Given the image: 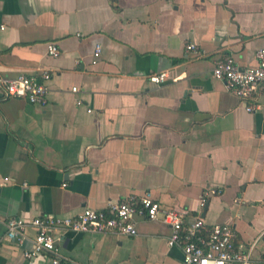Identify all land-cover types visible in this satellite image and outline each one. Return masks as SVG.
<instances>
[{"label": "crops", "instance_id": "obj_1", "mask_svg": "<svg viewBox=\"0 0 264 264\" xmlns=\"http://www.w3.org/2000/svg\"><path fill=\"white\" fill-rule=\"evenodd\" d=\"M259 48L264 0H0V76L51 73L45 106L0 91V264H55L24 256L34 228L22 245L7 240L9 218L76 215L145 192L231 224L264 264V109L247 111L212 72L226 55L256 64ZM161 71L167 81L151 82ZM210 187L220 192L201 206ZM137 228L52 233L60 264H181L167 223L138 217Z\"/></svg>", "mask_w": 264, "mask_h": 264}, {"label": "built area", "instance_id": "obj_2", "mask_svg": "<svg viewBox=\"0 0 264 264\" xmlns=\"http://www.w3.org/2000/svg\"><path fill=\"white\" fill-rule=\"evenodd\" d=\"M48 50L54 57L59 56L60 48L53 42ZM188 52L197 53L198 46L191 42ZM102 53L97 45L92 62L96 64ZM257 63L241 67L233 55L218 59L213 67V75L225 82L226 88L234 93L244 104L247 111L264 109V48L256 51ZM170 77L169 72H154L149 75L151 82L163 84ZM51 73L44 71L40 75L19 74L14 77L0 76V91L5 97L23 98L30 103L47 105L49 101V81ZM78 86L72 91L77 92ZM77 105L83 106V100L77 99ZM89 112L92 108H87ZM220 190L207 188L200 199L205 206L211 194ZM162 220L171 227L168 237L169 246L179 245L183 250L181 264H254L253 250L239 242L237 231L229 223L208 225L200 215L192 216L185 208L166 206L150 192L142 195L129 194L119 201H113L107 209L85 207L76 215H43L32 218L22 216L7 220L6 238L10 242L22 245L28 239V229L36 230L32 238V248L24 251L26 258H33L40 253L51 255L52 262L62 261L61 237L53 235V229L68 232H108L116 231L133 236L138 233L137 219Z\"/></svg>", "mask_w": 264, "mask_h": 264}]
</instances>
